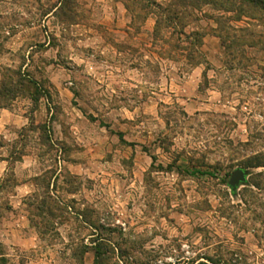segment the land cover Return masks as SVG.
Listing matches in <instances>:
<instances>
[{
    "label": "rangeland",
    "instance_id": "rangeland-1",
    "mask_svg": "<svg viewBox=\"0 0 264 264\" xmlns=\"http://www.w3.org/2000/svg\"><path fill=\"white\" fill-rule=\"evenodd\" d=\"M159 13L0 0V264H264V16Z\"/></svg>",
    "mask_w": 264,
    "mask_h": 264
},
{
    "label": "trees",
    "instance_id": "trees-1",
    "mask_svg": "<svg viewBox=\"0 0 264 264\" xmlns=\"http://www.w3.org/2000/svg\"><path fill=\"white\" fill-rule=\"evenodd\" d=\"M127 1L137 2V4L141 7L142 11L151 10L152 7H155L160 11L156 20V35L159 33V30L162 27L172 28L173 30H176V26L184 28V16L188 13L189 9L199 10L203 7H212L214 9L227 13H234L240 17L244 15H247L248 17H253L257 16V13H261V15L264 16V0H171V3L170 5H168V7H164L163 5L159 4L158 0ZM195 36L197 38V46H200L202 44L204 35L195 34ZM218 37L223 41L224 45L227 43V40H224L221 35ZM19 83L20 87H25L24 83ZM7 91L8 90L6 89V85L0 89V101L1 99L4 100L7 97L6 94L11 93L10 91H8L7 93ZM257 167H264V165H262V163H259ZM192 174L214 177L216 173H211L210 171L195 170L192 172ZM42 208L43 206H39L38 210ZM96 255L97 256L95 264H103L104 260L101 259L100 253L96 252Z\"/></svg>",
    "mask_w": 264,
    "mask_h": 264
},
{
    "label": "water",
    "instance_id": "water-1",
    "mask_svg": "<svg viewBox=\"0 0 264 264\" xmlns=\"http://www.w3.org/2000/svg\"><path fill=\"white\" fill-rule=\"evenodd\" d=\"M245 181H246L245 173L244 171L239 169L232 174L231 179L229 181V185L232 187L233 190H236L241 185V183Z\"/></svg>",
    "mask_w": 264,
    "mask_h": 264
},
{
    "label": "crops",
    "instance_id": "crops-1",
    "mask_svg": "<svg viewBox=\"0 0 264 264\" xmlns=\"http://www.w3.org/2000/svg\"><path fill=\"white\" fill-rule=\"evenodd\" d=\"M12 116H14V115H12ZM12 118V121H13V124L16 122L15 121V119H14V117H11ZM21 119L23 120L22 122V126L25 128L26 126H27V124H28V118H26V117H21ZM18 122H16V124H17ZM21 128V127H20ZM1 134V133H0Z\"/></svg>",
    "mask_w": 264,
    "mask_h": 264
}]
</instances>
